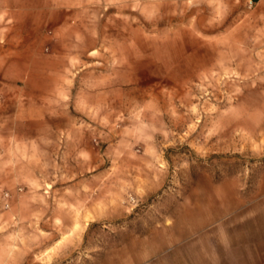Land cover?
<instances>
[{"label": "rangeland", "instance_id": "1", "mask_svg": "<svg viewBox=\"0 0 264 264\" xmlns=\"http://www.w3.org/2000/svg\"><path fill=\"white\" fill-rule=\"evenodd\" d=\"M23 2L0 264H264V0Z\"/></svg>", "mask_w": 264, "mask_h": 264}, {"label": "crops", "instance_id": "2", "mask_svg": "<svg viewBox=\"0 0 264 264\" xmlns=\"http://www.w3.org/2000/svg\"><path fill=\"white\" fill-rule=\"evenodd\" d=\"M9 1H13V4H11L9 6V10L11 13H13V17L17 19H19L20 21L23 18V14L27 13L28 15L32 12L35 11H45V8H42L39 10L38 6L33 5L32 3H24L23 0H9ZM50 3L48 4L47 2V7H49ZM18 21V20H17Z\"/></svg>", "mask_w": 264, "mask_h": 264}]
</instances>
